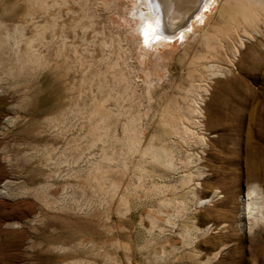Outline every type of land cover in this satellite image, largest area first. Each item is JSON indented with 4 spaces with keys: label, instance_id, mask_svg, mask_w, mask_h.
Segmentation results:
<instances>
[{
    "label": "rangeland",
    "instance_id": "1",
    "mask_svg": "<svg viewBox=\"0 0 264 264\" xmlns=\"http://www.w3.org/2000/svg\"><path fill=\"white\" fill-rule=\"evenodd\" d=\"M84 1L68 0L65 6L57 4L53 12L59 18L57 32L65 25L60 32L67 38L63 46L67 58L55 56L57 44L48 50L41 47L49 66L12 75L8 70L11 53L0 55V264H202L220 250L206 264H235L233 260L239 256L242 264H261L251 250L260 226L249 230L247 222L238 218L240 198L251 183L244 148L246 142L258 140L256 131L264 117V49L254 47L261 38L240 49L226 77L208 82L209 93L200 105L203 114L194 115L187 105L189 88L205 78L204 61H227L217 38L231 48L232 40L214 35L217 38L209 36V42L201 31L202 27L213 31L214 24L220 22L217 12L222 0L206 9L202 21L189 24L185 36H173L163 45L148 44L142 35L140 13L147 10L145 0ZM21 7L22 3L15 4L16 10ZM71 14L78 18L76 22ZM3 15L0 11L1 19L5 17L3 22L12 30L19 18ZM50 16L37 14L35 19L42 23ZM30 33L28 29L26 34ZM45 35L48 39L51 33ZM100 40L108 46L102 47ZM212 45L220 48L216 51ZM204 55L209 59H203ZM100 58L101 63L97 61ZM57 59L59 69L55 68ZM68 61L76 65L66 73ZM111 61L115 65L110 69ZM198 62L202 73L201 69L191 70ZM87 67L103 70L110 92L104 107L113 113V138L107 149L111 163L105 165L103 182L101 173L91 168L101 158L102 144L91 147L85 118L74 111L68 113L64 124L47 120L67 105L91 110L92 99L101 98L97 82H87L93 74ZM119 70L131 77L134 94L117 101L115 95L122 86L113 73ZM50 84L64 88L63 96L37 113L34 107L43 94L37 90ZM129 115L137 120L135 137L140 146L151 140L166 141L173 150L175 169H165L149 157L139 164L137 152L133 157L126 155L121 138ZM188 116L198 122L191 128L193 134L164 139L162 118L185 123ZM260 136L264 144V133ZM187 176H191L190 181ZM111 183L115 188H110ZM215 190L219 191L218 199L198 204ZM211 224L214 227L205 230ZM195 254L200 261L194 259Z\"/></svg>",
    "mask_w": 264,
    "mask_h": 264
},
{
    "label": "bare ground",
    "instance_id": "2",
    "mask_svg": "<svg viewBox=\"0 0 264 264\" xmlns=\"http://www.w3.org/2000/svg\"><path fill=\"white\" fill-rule=\"evenodd\" d=\"M85 1H84V3H85ZM145 1H146L145 7L147 8V10H145V11L141 10V13H140L141 17H142V18H140V19H142L141 31L143 30L142 35L145 39H147L148 44L152 43L154 45H163V44H165V42L169 41L171 39V37L176 36V35H179L181 37L185 36L190 29L189 24H191V26H193V25H195V23L202 21L206 15V9L208 7H210L213 3L216 2V0H145ZM19 2L22 3L23 8L21 7L22 9L16 10L15 4L20 6ZM57 4L59 6H60V4L65 6V4H69V3H68V0H60V1H58V0H51V1H49V0H0V7H1L0 11H2V14H4L3 16H6L5 14H7V15H9L8 17L15 18L14 16H16L19 18L17 20L14 19L15 21L13 19L9 18V19L14 21L13 23L18 21L15 23V25H13L14 27L12 26L13 28L11 27L12 30H10L8 28V26H6V24L4 23L5 17L2 18L4 20V22L0 17V55H3L2 53L8 52V51H9V53H11L10 54L11 55V57H10L11 63H9L11 66L9 65L10 67L8 69L10 74H12V75H15L17 73L23 74L25 72H30V71L32 72L33 70H37L38 68H41L44 66H49L50 65L49 60H48L49 58L47 57L46 54L42 53L41 47H46L48 50L51 46H54V44H57L54 47L55 48V52H54L55 56L57 58H60L62 55L66 54V53H63V46H64L67 38L65 39V35L62 34L63 31H62V33L60 32L61 29H63V27L65 25L64 26L62 25L63 27L61 26V29H59L60 31H58V32H60L61 34L59 35L60 37H59L57 43L55 41L58 38V35H57V33H58L57 32V28H58L57 27L58 26L57 19L59 20V18H58V14H53V12L56 9ZM140 5H141V3H140ZM84 6H85V4H84ZM59 9H60V7H59ZM68 9L71 10L70 7ZM65 10H67V9H65ZM70 12H73V11H70ZM55 13H57V11ZM217 13H218V16L220 17L219 19H221L220 22L218 21L219 22L218 24H214L215 26L213 25L214 26L213 31H210V30H212L211 27H209V28H211L210 30L208 29V27L207 28L202 27V29H201L202 34H203V36L207 37L206 39L209 42L211 41V40H209V36H210V39L216 37L217 35H218V37L221 36L222 38H224V37L228 38V40H232L231 41L232 43L230 42L231 48H229L226 45L227 43L224 45V43L226 41L225 42L222 41L223 40L222 38H221L222 39L221 41H218V38L216 37L217 38L216 42H219V43L222 42V44L221 43L220 44L222 45V47L224 46V48H225L224 49L225 54H226L225 57H226L227 61L222 63V64L211 62V61H209V62L204 61L207 63L202 62L203 63L202 66L204 69L203 72H204L205 78H203V76L202 77L200 76L201 79L202 78L203 79L202 80L199 79L201 81L199 83L193 84L188 90V91H190L191 97L188 98L189 100H187V103H188V101H190V102L187 105H188V108L191 110V112L194 113V115L200 114L202 116V114H203L202 109L200 108V105H202L204 102V95L209 93L208 82L212 81V79H214L215 77L216 78L226 77L231 72V70H230L231 65L235 62L234 60L236 59L237 55L240 53V49L243 48L247 44V42H250V40L255 39V38L258 39V37H259L261 39H259L257 43H255V44L253 43L254 47L255 46L259 47L261 45L260 48L264 49V0H222L220 3V6L218 8ZM37 14L40 17H44L47 14H50L51 16L49 18L47 17V19L45 18V20H43L42 23H39L38 20L35 19V15H37ZM85 14H82V15H85ZM196 14H198L196 19H193ZM70 18L74 19V16L70 17ZM76 19H78V18L76 17ZM76 19H74L75 22H76ZM81 19H83V18L81 17ZM90 20H91V18H90ZM77 23H79V22H77ZM66 25L69 27V25L67 23H66ZM70 25H71V23H70ZM93 25L94 24H92L90 26H93ZM209 25L211 26L212 24H209ZM75 26L76 25H73V27H71V28L75 29ZM85 26L83 27V29L87 28ZM1 29H3V31ZM28 29L31 32L29 35H27L28 33L26 34V31ZM48 31L51 33V35H50V38L47 39L45 34ZM74 32H76V31H74ZM84 34H85V32H84ZM75 35H77V34H75ZM214 35H216V36H214ZM95 36H96V34H95ZM257 39H256V41H257ZM214 40L215 39H213V41ZM219 40H220V38H219ZM89 41H91V40H89ZM92 41H93V39H92ZM94 41H95V39H94ZM208 41H206V42H208ZM58 43H61V44H58ZM21 44H24L23 49L21 48ZM72 44L73 43H71V46L74 45V44L73 45ZM100 44L102 45V47L108 46L106 44V42H103V41H101ZM221 45H219V46L221 47ZM65 46H67V43ZM74 47H75V45L73 46V48ZM82 47H84V46H82ZM86 47H87V45H86ZM99 47H100V45H99ZM208 47H209V45H208ZM213 47L216 51H217V49L220 48L219 47L216 49L215 45ZM254 47H252V48H254ZM67 48H65V49L67 50ZM106 48H108V47H106ZM106 48H104V49H106ZM68 49H70V48H68ZM104 49L102 51H104ZM75 50H77V49H75ZM224 50H222V51H224ZM109 51L107 50V52H109ZM73 52L74 53L77 52V54L79 53V51H73ZM259 52H261V51L259 50ZM79 55L80 54H78L77 56H79ZM106 55H105V57L107 58L108 55L107 56ZM251 55L253 56L254 54H251ZM81 56L82 55H80V57ZM205 56H207V55H204L203 59L205 58ZM64 57H65V55H64ZM101 57H103V56H101ZM109 57H110V55H109ZM65 58H67V57H65ZM74 58H72V60H70V61L73 62ZM75 59L77 60V58H75ZM206 59L208 60L209 57L207 56ZM261 59H262V57H261ZM79 60L80 59H78V61ZM101 60L102 59L100 58V60H97V61H99V63H101L102 62ZM196 60H197V58H196ZM257 60L259 61L258 58H257ZM257 60H255V61H257ZM112 61L116 62V60H114V59ZM112 61L109 62V65H111V66H109L110 69L112 67H114V65H115V64H113ZM55 62H56L55 68L56 69L61 68V64H60L61 62L59 63L58 59ZM72 62H69V61L67 62L68 66H66L67 67L66 73L69 72L70 70H72V67L74 65H76V64H73V66H72ZM104 62H106V61L104 60ZM80 63H81V60H80ZM88 63H90V62H88ZM88 63H87V65H88ZM110 63H112V64H110ZM192 63H194V62H192ZM198 64H199V62H198ZM198 64L195 65V70H193L194 68L191 70L196 72L197 70L201 69L200 73H202V68L200 67V64L199 65ZM0 65H1V61H0ZM83 65H84V63H83ZM105 65H108V64H105ZM93 66H95V65H93ZM97 67H99V66H97ZM109 67L107 66L106 69ZM95 70H97V69L95 68ZM114 70H116V69H114ZM120 70L117 71V73H115V74L113 73V77L116 79L118 84H120L122 86L121 92H118L115 95V99L117 101H119L122 97H126L127 95H129L131 97L134 94V88H133L134 86L132 85V82L130 79L131 77L129 78L128 76H126L123 73V71H120ZM88 71H90L89 68H88ZM102 71H100L99 69L97 71H94V69H93L92 71H90L93 73V74H91L92 77H91V75H90L91 78L88 77L89 80H91V81H87V82L90 83V82L96 81L98 91L100 90L102 93L101 98L98 100L93 97L94 99H92L91 105L92 104L93 105H92L91 110L88 109L89 110L88 111L87 108H85L86 110L85 109L82 110L81 109L82 107L79 108L78 106L76 109L75 106H72V105L68 106L67 105L66 108L59 109L58 113L56 115H50L49 117H47V120L50 123L56 124V122H57V123L64 124L63 122H66V120L68 118V113L70 112V114H71L74 111L77 115H80V116L85 118L86 122H88L85 124H88V126H89V135H90L91 147L98 145V143H101L102 144V150H103V153L101 155L100 160L97 162H93L91 168H94L95 170H97L98 173L100 172L102 175V177L100 176L102 178L101 181L103 179L105 181V177H106L105 165L107 167L109 162L111 163V161H110L111 156H109L107 149H108L109 143L111 142V138H113L111 136L112 133L110 131V129H111V117L113 116L112 115L113 113L109 114L110 109H109V111H107V109L104 107V104H105L106 100L108 99L110 92H108V90H107L108 86L106 85V83L108 81L105 80L106 78H104V72H102ZM104 71L107 74L108 70L104 69ZM199 75H203V74H199ZM116 86H118V85H116ZM111 88H110V90H111ZM74 90H76V89H74ZM63 91H64V88H62L61 86H54L51 84L47 85L43 88H40V90H37V92H43V94L40 97L39 102L36 103V105L34 107L35 112L38 113L41 110L43 111V110L48 109L50 107L49 106L50 103H52V102L54 103V101H58L63 96ZM113 96L114 95H112V97ZM121 100H123V98ZM185 100H186V98H185ZM121 104H122V102H121ZM58 105L59 104H56V106H58ZM74 107H75V109H74ZM127 109H129V108L127 107ZM130 111L127 113L131 114ZM263 111H264V103H263ZM110 115H112V116L110 117ZM118 115H120V111H119ZM182 115H185V114H182ZM191 115L193 116V114H191ZM201 116H199V117H201ZM114 117H116V116H114ZM180 117H182V116H180ZM189 117L190 116H188V118H185V119H187L186 121L188 122L187 125L185 124L186 121H185V123H184V121H183V123H181L182 120L177 121L176 118L174 119L173 117H169V118L166 117V119H164L165 117L162 118L163 124L166 128V131L164 133L162 132L164 134V139H168V137L172 136L173 134H175V136L177 134H180V135L183 134V135H187V136H190L189 134H191V133L193 134L191 128L195 124H198V122H197L196 118H194V117L189 118ZM262 117H263V115H262ZM136 121L137 120L135 118V115L134 116L129 115V116H127L126 122L123 123V133H122L123 135H122L121 141H122L123 145H125V147L127 148L126 155L128 154V155L132 156V153L137 152L138 154L137 153L136 154L139 156V159H138L139 164L141 162H143V160L145 161L146 157H149L152 160V162L160 164L161 166L165 167V169L166 168L175 169L176 163L174 161L173 150L170 148V146H168V144H166V141L160 140V142L154 143V141L152 142V140H151V143L145 145L144 147L140 146V141H137V139L135 137V133L137 130V129L135 130V125H137ZM56 125H59V124H56ZM252 130H254V129H252ZM262 133H264V117H263L262 122L259 123L257 131H256V134H259L258 140L254 144H250L249 142L248 143L246 142V147L244 148V154L246 157V163L245 164H247L246 165L247 171L246 170L245 171H246L247 177L251 180V183L249 182V184L246 187L245 193L242 195V197L240 196L241 198H240V208L239 209L241 211L238 215V218L241 220V222L242 221L247 222V224L249 225L248 226L249 230L260 226L259 229L257 228L258 231L256 232V234L258 237L255 238V242H254L251 250L253 252V255H255L256 257H259V259L261 260V264H264V144L261 142V136H260ZM249 134H250V130L248 129L247 137L249 136ZM180 135H178V136H180ZM161 137L162 138H160V139H163V135ZM120 145H122V144H120ZM126 155H123V156L125 157ZM128 158H129V156H128ZM138 167L140 168L142 166L139 165ZM143 171L146 172L145 170H143ZM186 180L190 181L191 176H187ZM181 184H183V183H181ZM199 184L200 183L197 182V186ZM115 186H116L115 183H111L110 188H115ZM219 197H220L219 191L215 190L208 197L200 199L198 201V204H203V203L212 201L214 199H218ZM171 220L172 219L170 217L167 218L168 222H171ZM152 222L155 223L157 221H156V219H152ZM210 226L214 227V224L208 225L205 228V230H208ZM242 226H243V224H242ZM215 228H219V226L216 225ZM220 251L217 252L216 254H214L213 257H208L205 261H203L202 264H206L212 258H216L219 255ZM194 259L196 261H200L199 260V254H195ZM233 261L235 264H242L243 258L241 256H239L238 258H235Z\"/></svg>",
    "mask_w": 264,
    "mask_h": 264
}]
</instances>
